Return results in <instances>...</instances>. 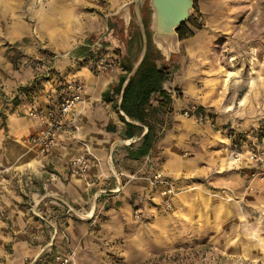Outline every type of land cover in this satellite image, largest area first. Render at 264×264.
<instances>
[{
	"label": "rangeland",
	"instance_id": "obj_1",
	"mask_svg": "<svg viewBox=\"0 0 264 264\" xmlns=\"http://www.w3.org/2000/svg\"><path fill=\"white\" fill-rule=\"evenodd\" d=\"M146 3L141 14L148 23ZM21 7L20 0H0V83L12 73L42 76L34 78L32 86L16 99L13 94L0 93L1 109L31 103L30 93L39 94L48 83L44 73H57L65 63L70 64L65 73L79 70L78 64L60 54L54 56L44 47L33 23L32 38L18 36L14 24ZM21 16L29 21L27 12ZM134 26L138 28L135 20ZM187 26L195 27L194 35L179 43L178 54L169 61L162 59L170 75L163 84L170 103L150 120L157 139L148 157L128 160V174L117 168L113 158L119 188L112 185L113 176L107 179L109 185L98 187L92 183L99 185V175L92 181L80 178L87 189V207H62L61 211L48 206V213L76 221H87L89 215H103L109 209L122 218L128 213V260L117 253L107 257L110 262L105 264H264V0H196ZM140 50L141 43H134L129 57L132 66ZM104 55L80 66L94 72L89 61ZM151 55L155 57L153 48ZM79 112L80 108L73 113L70 131H77ZM34 136L26 142L35 155V151L39 153L32 145ZM76 146V155H92L90 167L92 159L98 161L81 136H76ZM6 164L0 159V175L8 169ZM18 168L30 172L26 165ZM68 175L72 177L69 165ZM24 188L22 192L17 189L21 203L36 221L31 211L34 201L28 187ZM198 216L205 220L198 225L207 227L195 234L190 221ZM0 219L6 220L3 212ZM40 224V229L51 232L49 226ZM33 227L29 224L25 231L32 233ZM56 227L65 232L59 223ZM176 228L182 233L170 237V247L162 251L164 232ZM58 237L52 245L41 247L36 258L50 260L57 253L71 251L79 264L74 247L65 252L60 243L58 249H52Z\"/></svg>",
	"mask_w": 264,
	"mask_h": 264
},
{
	"label": "crops",
	"instance_id": "obj_2",
	"mask_svg": "<svg viewBox=\"0 0 264 264\" xmlns=\"http://www.w3.org/2000/svg\"><path fill=\"white\" fill-rule=\"evenodd\" d=\"M20 1L23 2V7L21 14L18 13V21L14 24L18 29V36L32 38L30 30L33 23L39 31V40H42L44 47L54 56L60 54L69 62L78 64L79 70L76 69L75 73H65V67L70 65L65 63L59 67L57 73H44L48 76V83L39 94L33 91L30 93L33 94L31 103L16 106L11 104L8 108H0V159L7 163L8 168L5 169V174L0 175V213L3 212L6 219H0V262L27 264V259L30 261L28 264H40L45 258H36L39 250L49 243L52 245L53 238L56 237L55 232L58 231V223L59 228L69 234L70 239L66 244L58 237L52 249H58L60 243L65 252L74 247L79 264H105L110 262L107 257L117 253L122 256L124 254V260H128L127 212L123 216L125 219L115 215L114 209H109L103 215H89L87 221H76L72 218L61 219L57 214L48 213V206L51 204L61 211L62 207L88 206L87 189L82 180L68 175L69 162L78 152L76 136L86 140L97 157L98 161L91 160L87 174L88 181L97 179L99 175V185L92 183V186L96 187L107 183V179L112 176V185L121 187L119 179L115 177L113 158L117 168L128 174V152H134L140 147L145 129L141 131L138 122H130L128 119L124 121L118 112L122 92H118L117 88L127 74L122 65L123 61L129 60L130 57L126 46L131 25L134 24L131 9H124V6L132 0ZM25 12L29 14V21L21 16ZM97 45L100 49L96 55L111 56L119 62L120 69L94 73L86 66H80L85 64L87 59H94L96 55H93V48ZM26 74L24 76L21 73H12L11 77H3L0 93L13 94V99H16L22 93L21 88L32 86L31 81L42 73ZM72 81L83 84L86 96L85 106L80 109L76 118L77 131H70L67 126V132L60 135L57 147L49 155L41 156L36 151L34 155L28 148L27 138L39 134L45 124L38 119L27 118L25 109L51 111L65 85ZM127 81L128 76L124 84ZM20 113L24 117L20 116ZM128 122L133 127L128 126ZM18 146L19 150L16 149ZM147 157L148 155L140 160ZM96 162L98 165L95 168ZM22 164L30 169L29 173L24 172L26 175L22 171L19 172L18 167ZM26 182L35 209L46 218L44 224L51 228V232L40 229L43 224L30 218L24 211L19 191L25 189L26 185L23 183ZM100 206L99 204L98 207ZM62 220L64 221L61 222ZM190 222L195 234L201 233L207 227L206 224L198 225L205 222L199 216ZM29 224L34 226L32 233L25 231ZM179 229L164 232L166 237L163 243H160V248L164 246L162 251L170 247V239L176 238L175 234ZM178 233L181 234L182 230ZM242 252L243 250L240 253Z\"/></svg>",
	"mask_w": 264,
	"mask_h": 264
},
{
	"label": "trees",
	"instance_id": "obj_3",
	"mask_svg": "<svg viewBox=\"0 0 264 264\" xmlns=\"http://www.w3.org/2000/svg\"><path fill=\"white\" fill-rule=\"evenodd\" d=\"M196 8V0H193V9ZM143 22L145 27H147V21ZM189 19L177 28L176 32L179 36V41L181 42L185 38L192 37L194 35L193 30H196L194 26L193 29H189L187 24ZM134 24L131 25L130 38L126 46V52L131 55L134 43L138 42L139 46L141 43V37L138 28ZM148 44L147 51L142 63L138 66L136 71L128 78L126 86L122 88L128 74L132 70V63L123 61L122 67L127 71V74L121 79L118 86V92H122L121 101L119 104L118 112L122 119L125 121L128 119L130 122L135 121L140 124L138 127L141 131L146 129L143 134L140 147L136 151L128 152V159L132 161H138L142 157L149 155L155 142L156 133L154 126L150 122L151 118L155 116L160 110H164L165 106L170 103V97L168 93L163 89V84L169 80V73L167 68L162 64V58L160 57L158 51L153 48L155 57L151 55V34L146 31ZM157 62L160 66H157ZM27 88H21V91H26ZM156 96V97H155ZM156 103V106L152 104ZM128 126L133 127L131 123L128 122Z\"/></svg>",
	"mask_w": 264,
	"mask_h": 264
},
{
	"label": "built area",
	"instance_id": "obj_4",
	"mask_svg": "<svg viewBox=\"0 0 264 264\" xmlns=\"http://www.w3.org/2000/svg\"><path fill=\"white\" fill-rule=\"evenodd\" d=\"M100 46L93 48V55L97 54ZM89 67L94 72H106L120 69V64L114 58L108 55L99 56L95 61H89ZM86 96L82 83L72 81L65 85L59 100L53 105L49 112L36 111L28 109L26 114L33 119H38L45 124V128L32 139V145L37 149L41 156L49 155L58 144L60 135L67 132V126L71 129L74 123V111L85 106ZM121 115H123L120 112ZM146 129L144 130V133ZM92 155L89 152L74 156L69 162V171L72 177L87 178L90 168L89 159ZM29 181V178H28ZM27 187V182L24 184ZM32 215L37 217L40 223H45L46 218L36 213L35 204L32 207ZM60 235L62 239L68 241L64 231H56L55 236ZM55 238V237H54ZM53 238V239H54ZM51 245V244H50ZM49 245V246H50ZM42 264H77L74 259V253L55 254L50 260H44Z\"/></svg>",
	"mask_w": 264,
	"mask_h": 264
},
{
	"label": "water",
	"instance_id": "obj_5",
	"mask_svg": "<svg viewBox=\"0 0 264 264\" xmlns=\"http://www.w3.org/2000/svg\"><path fill=\"white\" fill-rule=\"evenodd\" d=\"M145 0H132L124 6L131 9L141 37V50L136 63L133 65L128 78L136 71L144 60L148 39L146 31L151 34L150 40L160 57L169 61L179 52V36L177 28L185 23L193 14V0H147L150 11L147 27H145L141 7ZM126 83L123 85L125 87Z\"/></svg>",
	"mask_w": 264,
	"mask_h": 264
},
{
	"label": "flooded vegetation",
	"instance_id": "obj_6",
	"mask_svg": "<svg viewBox=\"0 0 264 264\" xmlns=\"http://www.w3.org/2000/svg\"><path fill=\"white\" fill-rule=\"evenodd\" d=\"M145 20V19H144Z\"/></svg>",
	"mask_w": 264,
	"mask_h": 264
}]
</instances>
